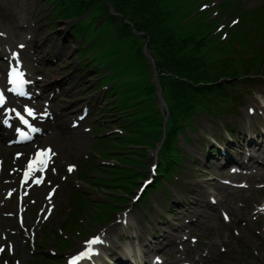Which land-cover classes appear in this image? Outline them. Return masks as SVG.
<instances>
[{"label": "trees", "instance_id": "16d2710c", "mask_svg": "<svg viewBox=\"0 0 264 264\" xmlns=\"http://www.w3.org/2000/svg\"><path fill=\"white\" fill-rule=\"evenodd\" d=\"M62 1L66 6L64 17H79L87 9H92L93 20L106 17V28H110L106 36L114 37L120 43L133 40L137 43L135 55L140 58L144 45L148 43L170 112L163 152V158H170L169 162L163 159L165 168L170 169L176 158L174 144L184 129L181 120L196 116L198 108L210 112L209 109L217 107L219 98L227 94L225 89L230 86V82H218L225 73L218 66H210L202 50L194 48L203 42L202 37L189 24L180 23L177 0ZM111 10L122 19L115 18ZM143 94L146 96L142 97ZM152 95L153 88L147 81L137 98L141 101ZM141 104L147 110L143 112L146 115L150 103L146 105L142 101Z\"/></svg>", "mask_w": 264, "mask_h": 264}, {"label": "rangeland", "instance_id": "374dc122", "mask_svg": "<svg viewBox=\"0 0 264 264\" xmlns=\"http://www.w3.org/2000/svg\"><path fill=\"white\" fill-rule=\"evenodd\" d=\"M41 1L43 2L44 0H41ZM229 4H230V1H227V4L225 5V7H228ZM63 23H65V22H63ZM62 25H65V24H62ZM63 36H64V38L67 39V42H66L67 46H68L67 56L70 55V54H75V55H77L76 57H78L79 49L76 52H73V50H74V47H78L79 48L80 43L78 41L74 40V37L71 35L70 32H67V33L65 32L63 34ZM103 44H106L107 46H110L111 44H113L112 38L108 39V40H105V42ZM118 57L119 58L122 57L121 59L125 58L126 57L125 52H121V54H119ZM71 59H73L72 56H69L67 58L66 62L71 61ZM128 62H129V66H130L129 67V71H123L122 77H131V78L139 79V81H145L146 80V76L149 77L150 73L148 74L147 71L144 70L142 61L136 62L135 60L130 59ZM126 65L127 64H125V65L123 64V65L119 66L118 71H122L124 69V66H126ZM109 75H111V74H109ZM130 81H132V80L124 79L122 81L121 85H124L125 83L130 82ZM116 85H118V84H116ZM137 87L138 88H135L134 91H136L138 93V92H140V89L142 90V88H141L140 85L137 86ZM125 88H127L126 84H125ZM117 93H118L119 96H121L119 94V90H118ZM134 96H135V94L131 93L128 97H121L119 99L122 100V101H125L126 99L127 100L132 99ZM144 96H146V94L142 95V97H144ZM114 97H115V95H114ZM112 99H113V97L111 95V100H110L111 104L110 105H112V103H113V105H115L114 104V100L112 101ZM148 109L150 110V112L153 111V107H149ZM109 115H110V119L113 121V123L115 122V123L118 124L120 122V119H123L124 113H122V111H120L117 108H112V111L110 112ZM195 125H196V127L198 129H203V127H204V123L201 120H196L195 121ZM188 130H189V128H188ZM189 134H190L191 139L193 141L196 140V134H192L191 132ZM152 135H153L154 138H156V135H154V134H152ZM179 146L181 148L182 156L184 157L185 163H187L186 161L192 155H194V156L199 155V152H197L196 147L194 145H190V144L186 143L183 136H180ZM112 148H113V145L111 144V148L110 149H112ZM108 151H109V149H108ZM130 152L131 151H123V153H125V154H130Z\"/></svg>", "mask_w": 264, "mask_h": 264}, {"label": "snow or ice", "instance_id": "6c2138e0", "mask_svg": "<svg viewBox=\"0 0 264 264\" xmlns=\"http://www.w3.org/2000/svg\"><path fill=\"white\" fill-rule=\"evenodd\" d=\"M227 218V217H226ZM0 251H2V249H0Z\"/></svg>", "mask_w": 264, "mask_h": 264}]
</instances>
